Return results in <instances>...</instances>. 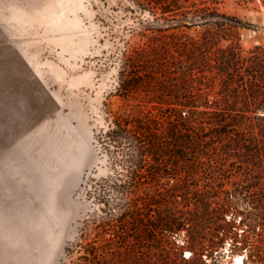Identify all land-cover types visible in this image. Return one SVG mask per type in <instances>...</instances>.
<instances>
[{
    "label": "rangeland",
    "instance_id": "374dc122",
    "mask_svg": "<svg viewBox=\"0 0 264 264\" xmlns=\"http://www.w3.org/2000/svg\"><path fill=\"white\" fill-rule=\"evenodd\" d=\"M211 6L244 25L220 20L169 30L161 23L153 31L146 25L152 16L130 0H0V264H235L237 257L259 264L249 248L235 249L231 240L215 253L196 248L202 243L207 249L217 226L230 221L242 239L264 236V222L245 204L226 222L184 206L190 221L173 237L161 229L157 207L139 205L141 223L129 225L118 187L127 180L121 155L99 142L110 126L108 109L135 104L117 93L125 54L159 40L196 43V71L205 78L219 73L225 52L234 54L232 106H261L262 100L250 105V74L254 68L261 74L264 66V3L221 0ZM248 124L254 127L249 150L256 152L263 122ZM252 161L248 178L239 170L201 174L187 178V187L262 186L264 157ZM172 186L162 180L147 188L160 193Z\"/></svg>",
    "mask_w": 264,
    "mask_h": 264
},
{
    "label": "trees",
    "instance_id": "16d2710c",
    "mask_svg": "<svg viewBox=\"0 0 264 264\" xmlns=\"http://www.w3.org/2000/svg\"><path fill=\"white\" fill-rule=\"evenodd\" d=\"M130 1L142 13L152 16L153 22L146 25L153 31L162 24L169 30L189 29L212 22L244 25L211 6L221 0ZM197 48L193 42L172 45L159 40L146 48L126 53L117 93L127 103L133 101L135 104L108 109L110 126L99 134L102 146H112L121 155L118 163L127 173V180L118 186L128 205L124 220H128L129 225L141 223L138 220L139 205L146 209L157 207L160 227L171 237L190 221L183 211L184 206L195 207L197 215L203 218L226 222L228 214L234 213L237 217L236 207L245 204L252 209V216L264 222V185L205 192L187 187V178L201 174L214 176L239 170L248 178L252 158L264 157V66L261 74L258 75L256 68L250 74L253 94L250 105L262 100L261 106L238 110L228 98L234 82L229 74L234 54L225 52L219 73L205 78L198 76L196 71L199 65ZM257 60L253 55L251 65ZM218 85L225 95L215 91ZM256 119L263 122L258 128L260 137L256 139V145L261 149L252 152L249 148L254 142L250 140V133L254 127L248 123ZM259 174H264V167ZM162 180L173 182L172 189L151 193V188L147 187ZM260 226L264 229V223ZM235 228L232 221L218 225L208 248L202 243L196 248L215 253L231 240L235 249L239 245L243 249L249 248L251 258L264 264V236L257 234L258 239L252 242L240 238ZM121 246L128 247L126 239Z\"/></svg>",
    "mask_w": 264,
    "mask_h": 264
},
{
    "label": "bare ground",
    "instance_id": "6f19581e",
    "mask_svg": "<svg viewBox=\"0 0 264 264\" xmlns=\"http://www.w3.org/2000/svg\"><path fill=\"white\" fill-rule=\"evenodd\" d=\"M235 264H244V260L242 257H237L235 260Z\"/></svg>",
    "mask_w": 264,
    "mask_h": 264
}]
</instances>
